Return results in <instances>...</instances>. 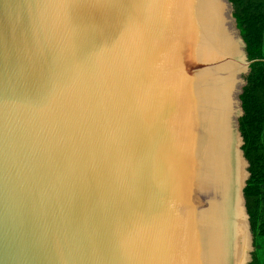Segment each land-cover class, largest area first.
I'll return each mask as SVG.
<instances>
[{
    "label": "water",
    "instance_id": "obj_1",
    "mask_svg": "<svg viewBox=\"0 0 264 264\" xmlns=\"http://www.w3.org/2000/svg\"><path fill=\"white\" fill-rule=\"evenodd\" d=\"M233 13L0 0V264H226L228 153L238 136L249 168L240 96L257 61Z\"/></svg>",
    "mask_w": 264,
    "mask_h": 264
},
{
    "label": "trees",
    "instance_id": "obj_2",
    "mask_svg": "<svg viewBox=\"0 0 264 264\" xmlns=\"http://www.w3.org/2000/svg\"><path fill=\"white\" fill-rule=\"evenodd\" d=\"M230 2L249 60H257L251 65L240 96L244 115L239 124L250 173L244 189L255 248L250 264H264V0Z\"/></svg>",
    "mask_w": 264,
    "mask_h": 264
},
{
    "label": "bare ground",
    "instance_id": "obj_3",
    "mask_svg": "<svg viewBox=\"0 0 264 264\" xmlns=\"http://www.w3.org/2000/svg\"><path fill=\"white\" fill-rule=\"evenodd\" d=\"M233 56L242 61L240 50L233 52ZM237 142H232L229 155L233 162L230 168L234 169V174L231 177L228 185L229 197L225 201V208L229 211L228 217V232L229 239L226 245V264H245L247 261V225L242 212L241 189L244 181L242 161L237 153Z\"/></svg>",
    "mask_w": 264,
    "mask_h": 264
},
{
    "label": "rangeland",
    "instance_id": "obj_4",
    "mask_svg": "<svg viewBox=\"0 0 264 264\" xmlns=\"http://www.w3.org/2000/svg\"><path fill=\"white\" fill-rule=\"evenodd\" d=\"M243 78L246 80V78H247V75H244L243 76ZM237 138V146H236V148H237V153L239 154V151H238V149L240 148V145L241 144H239V142H238V140H240L239 139V137L237 136L236 137ZM240 159H241V161H242V165H243V174H244V179L246 178V175H247V166H246V163L244 162V160L240 157ZM246 180V179H245ZM249 237V236H248ZM252 252L251 251H248V254H251Z\"/></svg>",
    "mask_w": 264,
    "mask_h": 264
}]
</instances>
